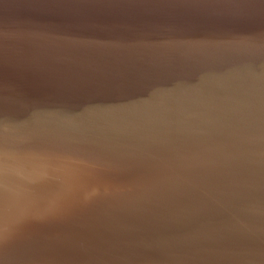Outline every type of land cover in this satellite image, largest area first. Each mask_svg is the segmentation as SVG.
Here are the masks:
<instances>
[{
    "label": "water",
    "instance_id": "1",
    "mask_svg": "<svg viewBox=\"0 0 264 264\" xmlns=\"http://www.w3.org/2000/svg\"><path fill=\"white\" fill-rule=\"evenodd\" d=\"M0 264H264V0H0Z\"/></svg>",
    "mask_w": 264,
    "mask_h": 264
}]
</instances>
